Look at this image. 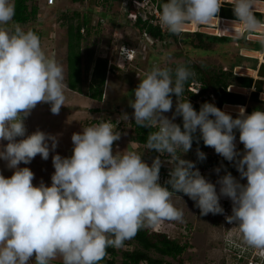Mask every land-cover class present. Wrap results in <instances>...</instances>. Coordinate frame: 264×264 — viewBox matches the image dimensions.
I'll list each match as a JSON object with an SVG mask.
<instances>
[{
  "label": "clouds",
  "instance_id": "clouds-1",
  "mask_svg": "<svg viewBox=\"0 0 264 264\" xmlns=\"http://www.w3.org/2000/svg\"><path fill=\"white\" fill-rule=\"evenodd\" d=\"M231 5L232 26L249 32L264 27L254 12L264 0H231ZM222 6V0H165L159 22L173 35L188 24L215 21L217 26ZM15 10V0H0V161L12 171L7 178L0 173V264H29L33 256L34 264L58 258L62 264H100L108 248L124 247L146 225L183 223V211L172 202L173 197L182 200L177 193L194 201L202 216L223 215L220 199L228 198L232 214L226 222L236 225L232 229L243 244L264 251V110L246 114L240 106L233 118L214 103L205 102L196 111L187 98L178 100L195 73L186 64L167 66L171 53L162 57L165 66L144 73L129 102L135 124L153 129L144 149L159 155L150 166L139 151L114 153L113 144L121 138L118 122L98 119L72 134L71 156L52 155L50 186L43 180L34 186V173L19 165L37 155L48 160L59 134H26L25 120L38 104L59 114L68 87L63 66L46 56L36 32L19 24L7 27ZM173 94L177 103L169 118L164 113L173 108ZM177 117L182 126L174 122ZM119 120L128 121V114ZM237 133L243 151L237 150ZM201 140L233 165L239 179L227 169L219 176L221 165L213 169L219 176L214 184L182 158ZM196 157L203 161L206 154L198 147ZM163 163L170 166L165 184L171 190L158 182ZM227 242L234 243L231 233ZM259 258L263 263L264 255Z\"/></svg>",
  "mask_w": 264,
  "mask_h": 264
},
{
  "label": "rangeland",
  "instance_id": "rangeland-1",
  "mask_svg": "<svg viewBox=\"0 0 264 264\" xmlns=\"http://www.w3.org/2000/svg\"><path fill=\"white\" fill-rule=\"evenodd\" d=\"M38 8L36 19L29 24L22 25L24 30H33L37 32L40 37L41 47L46 56L54 58L64 68V75H66V27L72 21L73 24L82 23L85 19L89 21L87 26H84V33L87 42L82 43V65H83V80L81 89L83 94L74 93L68 88L65 91L66 102L65 109L61 110L59 114L53 116V120L48 123L37 125L35 122L25 124L28 129L29 124L32 133L40 130L44 133L57 135L59 134L58 146L55 153L50 152L48 160H42L37 155L30 164H21L19 167H28L35 175L33 185L36 186L43 180L46 186H50V177L54 172L51 157L54 154H59L65 157V152L72 150L73 145L71 136L73 133H79L86 125L82 123H91L98 119H110L113 122H119L117 130L121 132L120 140L114 142L113 152L131 149L139 151L142 154V160L151 165V162L159 154L153 150H145L144 146L134 142L135 133L131 123L135 122L132 118L133 109L129 102L134 100V89L140 83V79L144 77V73L151 70L154 65L159 64L165 66V62L157 58L155 55L164 54L170 51L178 50L175 45L166 42L162 46L148 45L144 53L140 51L137 53L135 60L132 63H125L119 56V50L123 45H130L137 47L141 36L138 31L133 28L122 16L121 5L117 3H109L105 0H56V5L47 8L43 0H34L32 4ZM77 15V16H76ZM7 27L12 28L13 23L9 22ZM143 45V44H141ZM171 45V46H170ZM149 47V49H148ZM188 49L189 57L193 56V52ZM106 59L112 65L111 72L106 78V85L103 91V100L101 102L91 100L88 98L87 89L90 82V74L92 65L90 60ZM204 59L196 63L205 65ZM183 59H170L167 61V66L173 68L177 64H183ZM206 66V65H205ZM210 67V64L209 66ZM173 101V108L165 116L171 118L175 111L177 98L171 97ZM178 100L181 101L179 97ZM42 106H46L42 104ZM72 112V116L69 113ZM122 113H127L128 121H120L119 117ZM31 115V114H30ZM28 119V117H27ZM178 117L175 119V123ZM27 120H25L26 123ZM182 123V118H180ZM48 125V126H47ZM20 139V138H17ZM7 143V142H3ZM49 144L51 142L49 141ZM199 149L206 154V159L198 161L196 157V149ZM145 150V151H144ZM207 148L203 146H192L190 151L182 156L183 159L192 161L196 164V168L201 175L205 176L210 182L214 183L221 176L223 169H221L219 176L213 171L215 167L208 168L212 161L207 156ZM164 159L163 157L161 158ZM228 162V161H227ZM163 170L159 172L160 181L167 179L162 176L165 171L170 170L167 163H163ZM0 173L6 178L12 175V171L6 169L5 162L0 161ZM166 177V176H165ZM234 177L239 179V173L234 172ZM169 179V177H168ZM241 183H246V180H241ZM217 191L219 186L217 185ZM182 198L179 200L173 197L174 205L181 209L184 213L183 223L175 221H164L155 226L145 227L150 231L167 234L169 238L178 241L180 244L188 245L187 251L178 259L172 260L165 258V261L170 264H236L235 254L237 246L242 248L243 256L240 264H247L248 260L260 262L259 255L264 251L251 248L243 244L239 238V234L235 229V224H229L223 219V215H204L200 214V210L195 206V202L189 199L182 193H177ZM220 204L224 212L231 215L232 204L228 198H221ZM231 233V239L234 243L229 244L227 238ZM126 249V248H123ZM130 250L133 247L128 248ZM241 252V250H240ZM152 257H158L152 254ZM120 258L117 259L119 264ZM61 262L58 258L51 261V264ZM29 264H34V256L30 258Z\"/></svg>",
  "mask_w": 264,
  "mask_h": 264
},
{
  "label": "trees",
  "instance_id": "trees-1",
  "mask_svg": "<svg viewBox=\"0 0 264 264\" xmlns=\"http://www.w3.org/2000/svg\"><path fill=\"white\" fill-rule=\"evenodd\" d=\"M33 1L34 0H15V16L13 21H11L13 25H26L36 19L38 8L35 5H30ZM105 1L109 3H117L111 0ZM164 2L165 0H161L159 4V12H161ZM224 16L226 17L223 18L235 20V16ZM88 23L89 21L87 19L82 21V23L77 24H73L72 21H70L66 27L65 83L70 91L80 94L84 93L81 89V83L83 80L82 43L87 42V38L82 36L80 31L81 29H84V26H87ZM130 25L138 31L140 36L144 32L147 33L156 46H162V44L170 41V44L175 45L178 50H172L170 52L167 51V53H171L168 61L173 58L176 60L183 59V64H186L194 71V77L185 85V91L180 97L181 101L187 98L196 111H199V108L203 103H211L208 97L209 95L214 96V105L219 109H221L224 104L231 102L232 95L226 91L225 73L221 71L215 72L214 70H210L209 67L205 65L196 63L195 60L193 61L191 56L189 57L187 53L188 49L184 50V48H190V51L194 49L203 53L207 52L208 49L218 43V41L227 43L229 40L226 38L207 37L200 33L191 34L181 32L179 35H173L167 31L162 33L158 26L149 25L140 18L137 19L135 24ZM89 63L92 65V69L90 74L91 79L87 89V96L91 100L101 102L103 100L106 78L111 70H113L112 65L110 61L108 62L106 59H92ZM177 65H175L173 69H175ZM191 84H200L201 87L198 95H195L188 90V87ZM171 97L176 98L174 94ZM232 116L235 118L236 115ZM180 118L181 117H178L176 123L182 126ZM98 122V120L93 121L90 125ZM131 125L135 133L134 142L144 146L147 141V136L153 129L138 127L135 122L131 123ZM119 127L120 126L118 125V128ZM192 146H203L207 148V146L203 144L202 140L199 144L194 141ZM221 169H223L221 176L225 174L224 169H227V171L234 176L235 168L230 162H225L223 164V168ZM162 170L163 169L161 168L160 172ZM167 172L168 171H165L164 174ZM160 184L171 190L170 186L162 183ZM130 247H133V249H128ZM188 248V245L180 244L178 241L169 238L167 234L150 231L144 227L137 232L133 239L126 241L124 247L120 249L108 248L107 255L100 261V264H118V258H120L119 264H170L165 261V258H169L174 261L178 260ZM152 254L157 255L158 257H152ZM57 264H62V262ZM176 264H181V262Z\"/></svg>",
  "mask_w": 264,
  "mask_h": 264
},
{
  "label": "crops",
  "instance_id": "crops-1",
  "mask_svg": "<svg viewBox=\"0 0 264 264\" xmlns=\"http://www.w3.org/2000/svg\"><path fill=\"white\" fill-rule=\"evenodd\" d=\"M222 3L223 6L218 13L220 23L217 26L215 21L207 26L188 24L182 32L200 33L212 38H226L229 42L218 41L203 53L192 49L191 58L193 61L204 59L203 63H206V66L210 64V70L225 73L226 91L232 97L231 102L222 106V111L236 115L237 108L240 106L245 108L246 114L254 110H264V27L249 32L240 26H232V19L223 18L226 17L224 15L234 16L231 0H222ZM254 12L257 19L264 24V5L255 8ZM225 29H229L230 32L224 31ZM155 56L162 60L163 54ZM44 105L46 106L38 104L26 119L25 124L35 122L37 125L40 123L45 125L49 120H53L54 114L50 112V105ZM63 109H65L64 106L60 111ZM72 115V112L69 113V116ZM86 122L82 124L89 126L90 123ZM30 125L28 129L26 128V134L32 133ZM71 154L72 150H68L65 152V157Z\"/></svg>",
  "mask_w": 264,
  "mask_h": 264
},
{
  "label": "built area",
  "instance_id": "built-area-1",
  "mask_svg": "<svg viewBox=\"0 0 264 264\" xmlns=\"http://www.w3.org/2000/svg\"><path fill=\"white\" fill-rule=\"evenodd\" d=\"M111 1L117 2L118 4L121 5L120 9L122 10V16H124L125 20L128 23L135 24L137 19L140 18L142 21L147 22L149 25L158 26L161 29L162 33L166 31V29L159 22V14H160L159 4L161 0H111ZM43 3L46 7H53L56 5V0H43ZM80 33L83 34L84 29H81ZM141 38L142 40L139 41L137 47L123 45L120 48L119 56L124 62L132 63L135 60L136 55L139 51L141 53H144L146 51L147 44L150 46L154 44V41L145 32L142 33ZM200 87H201L200 84H191L189 85L188 90L191 91L193 94L198 95L200 91ZM208 97L211 103H215V98L213 95H209ZM111 121L113 122L114 120ZM113 123L117 124V121ZM118 125L119 122L117 124V127ZM237 150L243 151V145L238 141V133H237ZM207 151H208L207 156L212 161V164L208 168H212V167L217 168L223 165L225 162H227L221 156L216 154L214 152V149H212L211 147H207ZM168 177H169V171L162 176V179L163 178L168 179ZM159 183L165 184V181H160ZM226 216H228V213L224 212L223 219H225ZM248 249H250V247H248ZM237 252L238 254L234 255L235 263L240 264L241 260L245 257V255L243 256V253L245 252H243L242 248L238 246H237ZM247 264H264V262L262 263L261 259L260 262L250 259L248 260Z\"/></svg>",
  "mask_w": 264,
  "mask_h": 264
}]
</instances>
